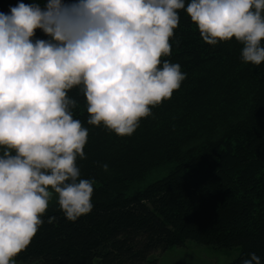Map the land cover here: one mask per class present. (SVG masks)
I'll return each instance as SVG.
<instances>
[{"label":"trees","instance_id":"trees-1","mask_svg":"<svg viewBox=\"0 0 264 264\" xmlns=\"http://www.w3.org/2000/svg\"><path fill=\"white\" fill-rule=\"evenodd\" d=\"M16 3L0 0V12ZM177 11L171 53L161 60L178 63L185 78L131 135L87 123L82 91L68 90L77 101L73 118L88 129L77 165L81 177L93 182V207L68 220L53 194L43 222L15 260L155 264L153 252L189 239L239 246L229 264H241L249 252L264 264V62H243L234 38L203 41L184 9ZM36 38L49 37L37 28Z\"/></svg>","mask_w":264,"mask_h":264},{"label":"clouds","instance_id":"clouds-1","mask_svg":"<svg viewBox=\"0 0 264 264\" xmlns=\"http://www.w3.org/2000/svg\"><path fill=\"white\" fill-rule=\"evenodd\" d=\"M182 8L203 41L234 38L243 62H264V0H17L0 12V264H15L53 194L68 220L93 207L77 165L88 129L68 90L82 91L87 123L131 135L185 78L161 60ZM37 28L49 38L33 40Z\"/></svg>","mask_w":264,"mask_h":264},{"label":"rangeland","instance_id":"rangeland-1","mask_svg":"<svg viewBox=\"0 0 264 264\" xmlns=\"http://www.w3.org/2000/svg\"><path fill=\"white\" fill-rule=\"evenodd\" d=\"M53 199L54 196L50 199L49 204ZM239 250V246L224 248L199 244L187 239L182 245L153 252L150 258H156L155 264H229L239 254ZM15 264L35 263L33 261L15 260Z\"/></svg>","mask_w":264,"mask_h":264}]
</instances>
